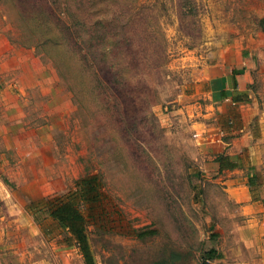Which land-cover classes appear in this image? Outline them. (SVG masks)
Wrapping results in <instances>:
<instances>
[{
	"label": "rangeland",
	"instance_id": "374dc122",
	"mask_svg": "<svg viewBox=\"0 0 264 264\" xmlns=\"http://www.w3.org/2000/svg\"><path fill=\"white\" fill-rule=\"evenodd\" d=\"M67 13L66 0H0V264H84L36 203L91 175L100 199L78 208L95 264H223L210 254L233 206L201 167L189 86L264 34V0H117L100 19L131 37L121 62L79 30L72 42ZM106 51L117 81L102 64L96 84L81 62Z\"/></svg>",
	"mask_w": 264,
	"mask_h": 264
},
{
	"label": "crops",
	"instance_id": "0c3cea01",
	"mask_svg": "<svg viewBox=\"0 0 264 264\" xmlns=\"http://www.w3.org/2000/svg\"><path fill=\"white\" fill-rule=\"evenodd\" d=\"M189 89L201 167L233 206L221 262L264 264V34L203 67Z\"/></svg>",
	"mask_w": 264,
	"mask_h": 264
},
{
	"label": "trees",
	"instance_id": "16d2710c",
	"mask_svg": "<svg viewBox=\"0 0 264 264\" xmlns=\"http://www.w3.org/2000/svg\"><path fill=\"white\" fill-rule=\"evenodd\" d=\"M116 3L117 0H66L68 7L67 16L70 23L68 29L71 28L70 40L72 42H74V40H82L76 35V30H79L85 35L84 37H86V39L90 38V41H94L98 48L102 43V46L105 47L111 45L116 47L115 51L119 54L118 58H120V62L128 58L132 61L135 60V57L132 56V52L130 51L132 43L131 37L119 35V33L112 29V21L100 19L102 10ZM104 22H106V24L102 26L101 24ZM108 55H110V53L107 51L94 54L91 59H88L90 66L86 65L84 61L81 62L82 65L85 67L87 66L96 84H98L101 78L100 65L102 64L106 69V75L104 74L106 77L103 79L105 84L112 83L113 80L114 82L117 81L118 72L115 71V69L118 65L117 63H110L111 60L107 57ZM112 58L117 60V55ZM113 66L114 70L111 72ZM75 188L74 191L59 197L42 198L36 205L48 208L47 210L51 219L68 230V233L82 255L84 264H95L86 232L87 220L79 210L78 204L95 205L101 196V182L95 175L84 176L76 182ZM146 234L147 232H142L139 235L145 236ZM211 252V259H218L221 257L219 253L215 251Z\"/></svg>",
	"mask_w": 264,
	"mask_h": 264
}]
</instances>
